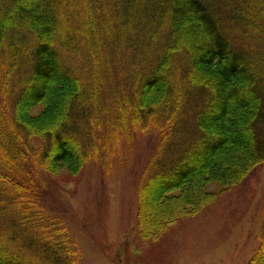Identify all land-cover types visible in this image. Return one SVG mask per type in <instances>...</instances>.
<instances>
[{"label": "trees", "instance_id": "16d2710c", "mask_svg": "<svg viewBox=\"0 0 264 264\" xmlns=\"http://www.w3.org/2000/svg\"><path fill=\"white\" fill-rule=\"evenodd\" d=\"M110 1L121 17L116 28H130L126 38L119 33L115 41L109 31L101 37L114 52L117 41L124 46L127 72L119 77L130 79L114 86L92 74L100 63L90 31L78 29L105 18L96 0H0V264H77L75 235L39 200L41 172L60 163L107 164L115 145L130 142L139 127L156 126L171 146L182 133L185 103L195 133L178 140L171 161L139 188L144 236L159 237L198 204L205 181L235 184L264 161V55L249 39H264V28L256 30L255 18L237 15L232 24L228 0ZM78 34L87 37L83 53ZM111 66L103 63L107 78ZM178 68L185 79L176 91ZM39 103L43 111L31 116ZM153 201L162 209L153 210ZM259 259L264 264V233L249 264Z\"/></svg>", "mask_w": 264, "mask_h": 264}, {"label": "rangeland", "instance_id": "374dc122", "mask_svg": "<svg viewBox=\"0 0 264 264\" xmlns=\"http://www.w3.org/2000/svg\"><path fill=\"white\" fill-rule=\"evenodd\" d=\"M96 1V5L105 8V18L95 16L94 23L89 20L88 24L78 27L85 33L90 31L88 40L94 48L91 51L101 65L98 68L91 66V72L93 75L97 73L100 81L108 79L106 84L114 86L119 79L125 83L130 79L128 73L123 78L119 77L127 72L128 64L120 61L123 55L120 49L124 46L119 48L117 41V51L114 52L111 47H104L102 38L107 31L115 41L119 33L126 38L130 32L129 24L126 27L121 22L119 29L116 28V22L121 17L109 8L111 1ZM89 2L93 5V1ZM119 4H122L121 0ZM228 5L232 24L234 19L238 20L237 15L250 14L257 22L256 30L264 28V0H228ZM93 30L97 31L101 41L96 40ZM84 34H78L75 39L81 53L87 38ZM249 39L261 47L264 55V39ZM69 40L65 38L67 43ZM108 61L112 62L111 68L113 63L120 62V65L110 69L108 72L112 71L107 78L103 63ZM136 61L133 62V73H138ZM79 64L86 66L88 62L85 60V63L81 61ZM176 74L177 91L184 83L183 68H178ZM186 102L191 100L187 97ZM44 107V103H39L29 114L36 116ZM190 113L185 103L183 131L179 138H173L171 146L166 147L161 142L163 133L156 126L143 130L139 127L130 142L122 138L115 145L113 154L106 160L107 164L89 160L83 166L73 168L68 163H60L51 170L41 172V184L36 189L39 200L50 215L62 219L75 235L80 248L77 264H249L261 245L264 233V161L235 184L205 181V185L201 184L200 202L194 207L189 206L159 237L141 233L140 185L154 169L171 161L180 148L178 140L184 143L195 133ZM262 127L264 130V122ZM34 139L35 145L40 147L42 138L35 136ZM168 148L170 153L167 154ZM226 150L230 154L235 153H231V149ZM228 161L235 160L231 157ZM151 207L160 210L163 205L153 201ZM261 262L262 259H259L255 264Z\"/></svg>", "mask_w": 264, "mask_h": 264}]
</instances>
